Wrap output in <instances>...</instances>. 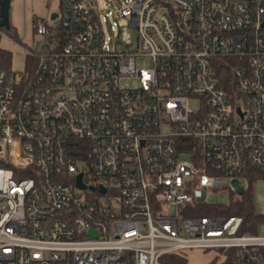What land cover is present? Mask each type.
<instances>
[{
    "label": "built area",
    "instance_id": "obj_1",
    "mask_svg": "<svg viewBox=\"0 0 264 264\" xmlns=\"http://www.w3.org/2000/svg\"><path fill=\"white\" fill-rule=\"evenodd\" d=\"M61 3L26 70L0 68V264H264V210L257 234L192 216L203 190L264 174V0ZM123 21L136 33L109 35Z\"/></svg>",
    "mask_w": 264,
    "mask_h": 264
},
{
    "label": "rangeland",
    "instance_id": "obj_2",
    "mask_svg": "<svg viewBox=\"0 0 264 264\" xmlns=\"http://www.w3.org/2000/svg\"><path fill=\"white\" fill-rule=\"evenodd\" d=\"M100 14L104 15L107 10H113L120 5V0H99ZM61 0H12L10 8V30L0 27V50L10 54L9 68L16 73H22L27 67V52L25 50H40L44 41L38 36L36 27L42 21H51L54 13H61ZM103 10V11H101ZM113 33L109 35L114 38L129 39L136 33L135 28H131L126 21L120 23ZM137 67L148 68L152 62L143 57L136 61ZM124 88H135L138 85L136 79L123 78L120 81ZM194 107L197 103H192ZM245 189L249 186L248 179H243ZM225 188L216 191L203 190L197 196L200 202L210 204L228 205L232 200L240 195L227 189L229 184L225 182ZM254 203L258 212L264 210V181L258 179L253 185ZM169 211L174 214V206H170ZM182 255L188 264H211L224 262L226 254L220 249H187L182 251Z\"/></svg>",
    "mask_w": 264,
    "mask_h": 264
},
{
    "label": "trees",
    "instance_id": "obj_3",
    "mask_svg": "<svg viewBox=\"0 0 264 264\" xmlns=\"http://www.w3.org/2000/svg\"><path fill=\"white\" fill-rule=\"evenodd\" d=\"M11 28L7 29L10 30ZM10 54L0 50V68L10 69ZM264 177V174L252 172L247 175L249 186L237 199L232 200L228 205L222 204H205L197 208L192 216L202 217L208 214H217L222 216H241L244 219V224L240 233L257 234L259 225L263 221V216L258 212L254 203L253 185L258 180ZM224 262L220 264H232L231 253L226 254ZM163 264H188L182 253L169 254L164 256ZM211 264H216L213 262Z\"/></svg>",
    "mask_w": 264,
    "mask_h": 264
},
{
    "label": "water",
    "instance_id": "obj_4",
    "mask_svg": "<svg viewBox=\"0 0 264 264\" xmlns=\"http://www.w3.org/2000/svg\"><path fill=\"white\" fill-rule=\"evenodd\" d=\"M11 1L12 0H0V27L9 29L10 26V8H11ZM57 14L54 13L51 16V19L56 18ZM77 186L80 188H85V185L82 181V174L78 176ZM242 194V189L240 190Z\"/></svg>",
    "mask_w": 264,
    "mask_h": 264
}]
</instances>
